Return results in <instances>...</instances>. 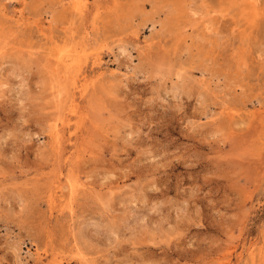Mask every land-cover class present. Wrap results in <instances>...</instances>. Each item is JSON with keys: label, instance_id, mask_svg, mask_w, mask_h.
Returning a JSON list of instances; mask_svg holds the SVG:
<instances>
[{"label": "rangeland", "instance_id": "rangeland-1", "mask_svg": "<svg viewBox=\"0 0 264 264\" xmlns=\"http://www.w3.org/2000/svg\"><path fill=\"white\" fill-rule=\"evenodd\" d=\"M255 1L0 0V264H264Z\"/></svg>", "mask_w": 264, "mask_h": 264}, {"label": "bare ground", "instance_id": "bare-ground-1", "mask_svg": "<svg viewBox=\"0 0 264 264\" xmlns=\"http://www.w3.org/2000/svg\"><path fill=\"white\" fill-rule=\"evenodd\" d=\"M249 1H253V0H249ZM254 2L256 3V1L254 0ZM193 13V12H192ZM195 15V14H194ZM206 26V25H205Z\"/></svg>", "mask_w": 264, "mask_h": 264}]
</instances>
